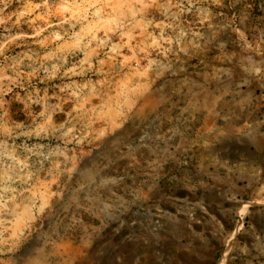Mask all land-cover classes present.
<instances>
[{
    "label": "rangeland",
    "instance_id": "obj_1",
    "mask_svg": "<svg viewBox=\"0 0 264 264\" xmlns=\"http://www.w3.org/2000/svg\"><path fill=\"white\" fill-rule=\"evenodd\" d=\"M225 253L264 264V0H0V264Z\"/></svg>",
    "mask_w": 264,
    "mask_h": 264
},
{
    "label": "bare ground",
    "instance_id": "obj_2",
    "mask_svg": "<svg viewBox=\"0 0 264 264\" xmlns=\"http://www.w3.org/2000/svg\"><path fill=\"white\" fill-rule=\"evenodd\" d=\"M226 261V253L223 255V257L218 261L219 264H225Z\"/></svg>",
    "mask_w": 264,
    "mask_h": 264
},
{
    "label": "trees",
    "instance_id": "obj_3",
    "mask_svg": "<svg viewBox=\"0 0 264 264\" xmlns=\"http://www.w3.org/2000/svg\"><path fill=\"white\" fill-rule=\"evenodd\" d=\"M217 258H220V255H218V257ZM219 260V259H218Z\"/></svg>",
    "mask_w": 264,
    "mask_h": 264
}]
</instances>
